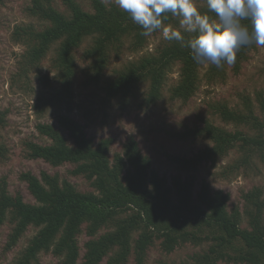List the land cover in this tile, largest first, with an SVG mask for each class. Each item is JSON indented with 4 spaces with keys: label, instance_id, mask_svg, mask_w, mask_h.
<instances>
[{
    "label": "trees",
    "instance_id": "trees-1",
    "mask_svg": "<svg viewBox=\"0 0 264 264\" xmlns=\"http://www.w3.org/2000/svg\"><path fill=\"white\" fill-rule=\"evenodd\" d=\"M62 1L67 12L60 11L53 0H33L29 13L46 25L40 29L22 26L17 36L26 46L24 60L33 68L39 69L53 46H57L52 68L65 91H69L77 73L75 52L87 41L82 53L89 62L86 82L96 84L114 54L119 57L124 48L133 53L142 50L150 34L168 25L179 28L181 19L190 13L205 23L222 21L214 28L180 29V34L168 35L154 52L124 64L104 84L106 97L118 98L123 104L146 82L149 89L145 103L152 105L162 99L169 73L177 63L181 64L180 79L170 90L172 99L188 100L195 94L205 64L204 77L213 83L226 79L230 63L239 72L264 25V0H123V5L92 0L93 11L85 10L77 0ZM226 15H236L237 19L225 20ZM257 101L258 109L250 97H245L243 108L215 103L214 110L234 124L235 130L208 121L192 131L213 144L191 158L173 159L183 168H197L235 150L240 155L225 171L264 163V93L258 94ZM59 124L68 131L73 144L59 128L40 123L38 129L50 143L28 141V157L43 159L53 166L74 164L72 173L83 175L95 191L78 190L60 173L42 171L38 176L28 171L21 178L36 200L31 203L20 193L12 194L3 180L0 229L8 221L13 225L7 248L16 246L31 225L39 228L14 264H35L40 254L48 251L59 257L58 264H101L107 256L105 264H127L132 253L137 264H145L147 253L157 240H161L166 252L186 242H210L207 249L194 254L191 263L180 264H218L221 260L264 264V199L260 188L244 195L249 222L248 227H243L240 209H228L229 194L223 190L212 193L205 183L199 194L200 205L194 203L193 176L173 177L177 196L174 201L167 179L150 171V159L142 153L134 136L125 142L123 152L112 159L113 138H102L96 143L80 121L67 115L59 116ZM2 147L0 159L6 154ZM84 231L89 239L79 263V235Z\"/></svg>",
    "mask_w": 264,
    "mask_h": 264
},
{
    "label": "rangeland",
    "instance_id": "rangeland-1",
    "mask_svg": "<svg viewBox=\"0 0 264 264\" xmlns=\"http://www.w3.org/2000/svg\"><path fill=\"white\" fill-rule=\"evenodd\" d=\"M85 10L93 11L92 0H77ZM106 4L123 5V0H103ZM54 5L62 12H67L62 0H53ZM33 0H2L0 2V146L5 149V157L0 159V183L7 181L12 194L20 193L27 202L36 200L28 189V184L21 175L31 171L40 176L42 171L51 174L60 173L69 179L82 192L95 191L91 182L83 175L72 173L74 164L66 163L53 166L43 159H33L27 155L28 141L50 143V139L42 135L38 129L40 123H49L59 128L73 144L68 131L59 124V116L67 115L80 121L87 134L97 143L102 138H113L110 157L122 153L125 142L134 136L142 153L150 159V171H155L168 181L170 196L176 201V190L172 184L174 176L191 177L194 181V203L200 205L199 194L203 184H208L211 192L223 190L229 194L228 209L239 208L242 213V226L248 227L249 218L245 212L244 195L256 188L262 190L264 199V163L249 168L225 171V167L235 162L240 153L232 151L217 161H206L197 168H183L173 157H193L199 150L213 143L207 137L198 136L192 130L201 128L205 123L228 130L236 126L222 119L213 105L226 102L233 108H243L245 97H250L258 109L257 96L264 93V25L261 27L255 48L243 63L239 72L228 66L226 79L210 82L204 77L207 64L202 69V78L195 94L188 100L171 98V88L180 79L181 64L177 63L169 73L163 89V97L158 102L147 105L145 98L149 89L148 82L142 83L123 104L120 99L109 100L106 97L104 84L114 77L124 64L141 56L154 52L171 34H180V29H192L195 26L214 28L222 24L221 20L205 23L202 19L189 14L181 19L179 28L168 25L157 33L150 34L146 46L137 52L128 49L121 55L112 56L109 67L99 83L86 82L85 69L88 61L82 56L87 46L85 42L76 50L77 73L69 91L63 90L52 59L56 55L54 45L48 55L40 63V67H31L23 57L26 46L18 41L17 30L26 25L37 29L46 23L29 13ZM236 15H226L225 20L236 21ZM13 225L8 221L0 229V264H14L19 253L28 245L38 232L37 226L31 225L18 244L7 248V241ZM85 230V226H83ZM137 231L134 240L138 237ZM89 239L86 231L79 235L81 257L86 252L85 243ZM133 240V241H134ZM210 242L194 244L186 242L177 246L172 252L161 247V240L156 241L147 253L145 264L191 263L196 253L203 252ZM109 256L101 264H105ZM59 257L51 251L42 252L35 264H58ZM127 264H137L135 255H130ZM218 264H244L221 260Z\"/></svg>",
    "mask_w": 264,
    "mask_h": 264
}]
</instances>
